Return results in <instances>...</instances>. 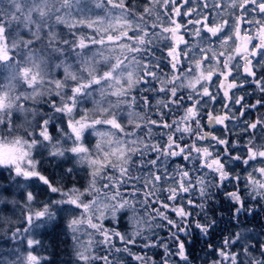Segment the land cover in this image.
Returning <instances> with one entry per match:
<instances>
[{
	"label": "snow or ice",
	"instance_id": "6c2138e0",
	"mask_svg": "<svg viewBox=\"0 0 264 264\" xmlns=\"http://www.w3.org/2000/svg\"><path fill=\"white\" fill-rule=\"evenodd\" d=\"M33 2L37 7L25 17L27 39L13 38L11 22L0 17V65L15 63L14 79H22L34 93L39 89L38 95L44 91L52 95L53 108L71 140V153L75 154L78 164L90 169L91 180L86 191L94 195L85 202L82 199L85 193L79 189L62 191L53 186L31 157L33 145L20 139L0 140V166H6L0 167V178L10 166L16 177L35 178L51 193L59 192L62 198L54 203L81 210L78 217L70 219L68 226L77 239V255L82 264L101 261L102 264H121L120 259H110L114 253H127L137 264H190L180 233L190 234L192 222L187 218L196 208L205 215L209 175L221 186L233 184L241 177L229 175L234 171L229 164L235 162L240 167L244 163L253 168L251 175L244 179V185L252 189L253 195L264 193V166L253 167L255 163L264 164V143H258L254 134L242 145L239 143L242 132L264 127V113L255 121H241V117L249 114V109L264 108V0H211V4L204 0L198 8L191 7L192 0H183L181 6H178L180 0H150L143 13L149 17L155 15L152 28L161 26L158 33L148 31L144 15L131 18L126 0H106L111 14L98 19L74 18L70 9L75 0ZM104 6L105 0H97V7ZM158 7L171 10L166 13L167 21ZM213 10L215 16L210 14ZM253 11L261 19H248ZM33 16L38 19L34 20ZM185 16L196 19L180 23L174 18ZM53 17L55 25H63L72 33L71 41L62 36L58 38L55 26L46 23ZM242 24L255 25V31L242 29ZM82 29H90L93 34ZM182 29L184 34H181ZM186 36L197 39L192 42ZM43 38L53 51L62 54L67 48L79 57L78 66L65 61L55 65L62 69L63 79L50 78L45 59L32 51ZM213 39L217 47L213 46ZM253 40L258 43L253 44ZM159 41L166 42L163 57L156 56L149 48ZM97 45L101 47L90 57L83 55L90 46ZM20 46L29 50L23 62L14 61V52ZM144 53L153 59L145 61ZM162 59L170 66L167 73L161 65ZM247 84L253 85L254 92L259 93L255 103L247 102L246 92L237 94ZM12 100L10 92L0 88V109H10ZM217 104L221 112L217 111ZM236 105L240 107L235 108ZM241 123L243 127L237 131ZM217 128L222 129L219 135ZM225 133L235 134L237 140L225 138ZM37 135L49 140V121L43 122ZM260 135L264 137V133ZM93 137L95 144L89 146ZM54 152L56 156L63 154L61 148H55ZM72 172L73 169H67L68 174ZM233 187L235 190L225 194L235 202V211L239 213L246 210V189H241L239 183ZM102 189L103 197L100 196ZM197 190L200 202L192 198ZM26 200L30 210L26 217L29 225L52 219L49 204L32 211L34 194L27 192ZM0 203L4 200L0 199ZM140 205L148 212L147 218L135 216ZM189 205H194L191 211ZM125 209L134 213L132 219L136 227L131 235L105 227V221L109 218L115 221L116 213ZM165 221L170 233L167 242L154 231L165 227ZM84 225L91 231L84 229ZM210 227L207 220L203 224L195 223V228L204 234L209 233ZM81 232L87 240L75 235ZM96 236L101 239L96 240ZM114 237L122 241L124 247L117 248ZM137 239H141L142 246L149 251L163 248L162 253H155L160 259L153 261L147 253H135L129 245L136 244ZM241 239L237 235L236 243ZM37 243L28 240L29 246ZM224 244L231 248L233 241L227 238ZM100 245L106 249V255L98 254ZM218 254L221 259L214 264H238L236 253L221 248ZM174 256L179 260L174 261ZM25 264H39V259L29 254ZM258 264H264V260Z\"/></svg>",
	"mask_w": 264,
	"mask_h": 264
},
{
	"label": "trees",
	"instance_id": "16d2710c",
	"mask_svg": "<svg viewBox=\"0 0 264 264\" xmlns=\"http://www.w3.org/2000/svg\"><path fill=\"white\" fill-rule=\"evenodd\" d=\"M211 4V0H208ZM126 3L130 5V11L132 12V19H138L139 15H144L145 22L149 32L155 31L159 32L160 27L156 29L152 28V24L155 21V15L149 17L147 14L143 13V8L150 3V0H126ZM204 3V0H192L191 7L198 8V4ZM183 4V0H180V5ZM37 5L33 0H0V17L5 20L10 21V35L19 40H24L29 38V33L25 27V17L29 16ZM59 7V5H56ZM109 7L106 4L104 7H97V0H75L70 11L74 18L79 17H91L93 19L103 18L106 15H110ZM187 11L188 9H182ZM170 9L166 7H158V12L163 16V19L167 21L168 16L166 13H170ZM239 10H237L238 12ZM63 14V13H61ZM212 16L216 15L213 10L210 13ZM221 15H225L221 13ZM255 17L257 20L261 19L256 12H251L247 17L251 19ZM34 20L37 17H32ZM177 22L186 23L187 20H195V16H185L183 19L180 17H174ZM225 18H229L226 16ZM55 17L48 20L46 23L49 25H54V30L58 34V38L62 36L64 39L72 40V33L63 26L55 25ZM166 26V25H163ZM191 27V26H189ZM242 29L248 32L255 31V25L252 24H242ZM47 31V27H45ZM82 31L87 32L92 35L93 32L90 29H82ZM19 34V35H17ZM183 33V29L181 30ZM79 35V33H77ZM187 39L192 42L196 41V37L186 36ZM258 43L257 40H253V44ZM214 47H217V42L215 39L212 40ZM61 47H66L61 45ZM101 46H90V50L83 53L85 56H91L97 48ZM149 48L155 53L156 56L163 57L166 55V42L159 41L156 46L149 45ZM28 49L23 46L18 47L14 52V61L19 60L23 62L28 54ZM37 55H41L45 59V67L49 72L50 78H60L63 79L62 69H57L56 64L60 63L61 60L78 66L79 57L76 56L75 52L67 48L64 49L63 53H57L53 51L52 48L48 47L47 39L43 38L38 42L32 49ZM143 58L145 61L152 60L153 57L144 53ZM155 62V61H153ZM161 65L165 73L170 69L167 61L161 60ZM17 65L15 63L9 65H0V88L12 87L17 84L18 78H13L15 75V69ZM102 68H106V65H102ZM257 72L260 71L259 68L256 69ZM254 86L247 84L244 85L243 91L237 93L238 95H244L247 93L246 100L248 103H255L258 98L259 93L254 92ZM23 90V88L18 89ZM32 89H28L31 91ZM135 94V92L133 93ZM52 99V98H51ZM58 99V98H56ZM90 107V103L88 104ZM218 112H221V106L219 104L215 105ZM236 105L235 108H239ZM235 108L233 109L235 111ZM243 111V109H241ZM260 113H264V108H260L259 111L256 109H249V114L246 117H241V121H255ZM131 127V126H129ZM243 127V123L237 125V131ZM222 129L217 128V135L221 133ZM261 133H264V127H258L255 130H249L248 132H242L239 137V143L242 145L251 135H255L256 141L261 142ZM225 138L232 141H236L237 137L233 133H225ZM95 138L90 139V145L94 146ZM71 146V142H69ZM74 160H76L75 154H70ZM71 164V160L68 161H57L56 166L53 167H43L41 169L42 174L49 178L53 186L60 188L62 191H69L73 188L79 189L84 192L85 195L82 199L85 202H89L93 199V195H89L86 191L89 181L91 180L90 169L86 165H80L77 163L72 167L73 172L71 174L67 173L68 166ZM111 169L108 170L111 173ZM104 182L101 181L100 185ZM239 183L240 188L243 189V183L240 181H234L233 184ZM233 184H227V191H233L235 188ZM98 185V187L100 186ZM32 192L35 196V200L31 203V210L35 211L41 209L45 204L50 205V209L53 213L52 219H42L39 221H34L33 224L29 225L26 221V217L30 214L29 204L26 200V193ZM104 190L100 192V196L103 197ZM142 195V194H141ZM61 194L51 193L50 189L46 185L33 178L32 180H24L22 177H16L10 172H4L3 178H0V199L4 200V203H0V229H4L6 222L8 220L14 221V223L7 226L6 233H0V264H25L26 257L29 254L35 255L39 259V264H82L79 258L75 255L78 249L77 239H73L74 234L68 229L67 221L74 217H78L81 210H76L74 206L67 204H56L54 201L60 200ZM194 201L200 202V197L198 194L192 197ZM211 216L212 220L207 221L213 226L209 228V233L204 234L195 228V223H205V215L201 213L199 208L195 209V213H200L199 215L193 214L187 219L192 222L191 228L189 229L190 234L180 233L182 237V242L185 243V253L189 258L190 264H214L220 261L219 251L224 248L226 251H232L239 256L238 264H244L243 253L247 247L250 251H253L255 255H260V252L264 247V211H258L260 205L254 203L251 199L247 200L246 210L236 213L234 208V203L231 201H226L223 192L218 193L216 199L211 202ZM159 206V205H157ZM189 210L191 211L194 205H189ZM207 211V205H205L204 212ZM179 219L178 217L176 218ZM165 227L156 228L154 231L158 233L160 239H165L166 242L170 239L169 228L167 222H164ZM105 227L110 229H115L124 233L127 225L126 221H112L110 218L105 221ZM187 227V224L185 225ZM87 229V226H83ZM175 231V229H172ZM147 234V233H146ZM80 240H87V236L81 233L75 234ZM242 237L241 241L244 243H236V236ZM231 238L233 245L231 248L224 244L225 239ZM38 241L37 244L29 246L28 240ZM96 240L101 239L99 236L95 237ZM113 243L117 248L124 247L122 241L118 238H113ZM143 241L137 239V243L129 245L132 250L140 255L147 253L152 257V260L160 259V256L155 254L156 252L162 253L163 248L158 250L149 251L142 246ZM247 244V245H245ZM94 251H97L94 249ZM98 254L106 255L107 251L103 245L99 246ZM110 259H120L121 264H137L127 253H114V256ZM264 259V256H261ZM174 261H178L179 257L174 256ZM102 264V261L99 262ZM248 264H251L248 261Z\"/></svg>",
	"mask_w": 264,
	"mask_h": 264
},
{
	"label": "clouds",
	"instance_id": "9594fccd",
	"mask_svg": "<svg viewBox=\"0 0 264 264\" xmlns=\"http://www.w3.org/2000/svg\"><path fill=\"white\" fill-rule=\"evenodd\" d=\"M58 8L59 7H57V9ZM62 61L63 60L60 62ZM21 88H23V90H18ZM3 89L6 92H10L13 100L11 102L12 107L10 109H0V140L11 141L20 139L27 144H32L33 147L31 151V157L36 162H38L40 171L45 166H56L57 161L68 160H71V164L68 166V169H72V167H74L76 164V160H74L70 155L72 154L70 151L71 146H69V142H71V140L68 137V132L65 131L64 122L61 120L60 115L57 114L53 108V102L51 99L52 95L48 91H44L38 95L37 93L40 92L39 89L37 90V93H34L32 90L28 91V89L32 88L19 78L16 85L10 88L4 87ZM17 98L19 99L17 100ZM45 120L49 121L50 138L47 141L43 140V138H38L37 135ZM259 143H264V137L261 138V142ZM55 148H61L63 150V154L61 156H56L54 152ZM262 166H264V164L255 163L253 165L255 169H258ZM7 167L9 170H6V172H10L11 174L15 175L14 169H11L10 166ZM229 167L234 169V171L229 173V175L241 177V183H243L244 179L250 176L253 171V168L248 167V165L244 163H241L240 167H237L236 163L233 162L229 164ZM253 179H255V177H253ZM243 189H246L244 198L249 199L250 197L254 203L259 201L258 204L260 207L258 208V211H264V193L257 192L253 195L252 189L247 187V185H244V183ZM239 190L240 189H238V191ZM226 191L227 184L221 186V184L217 182L213 175L208 176L207 188L205 189L206 195L204 199V205H207L205 220H212L210 211L212 207L211 202L216 199L218 193L223 192L226 201L235 203L225 194ZM196 194H198L200 197L199 190H197ZM129 203H131V201H129ZM123 211H126L127 214H123ZM123 211H118L116 213L115 221H126L129 227L125 230L131 235L135 231L136 227L135 221L132 219L134 213L127 209ZM135 216L137 219H144L148 217V212L143 211V205H140L136 208ZM12 223H14V221L8 220L6 222L5 228L0 229V233H6L7 226ZM68 224L69 221H67V226ZM211 226L213 225L211 224ZM68 229L71 231L69 226ZM241 243L244 242L241 241ZM75 255L78 257L77 252ZM261 256H264V249L261 250L259 256L255 255L253 251H244L243 258H247L244 260V264H248V261H250L251 264H258L259 261L264 260L261 259Z\"/></svg>",
	"mask_w": 264,
	"mask_h": 264
}]
</instances>
